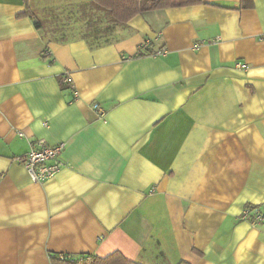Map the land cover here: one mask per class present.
I'll return each instance as SVG.
<instances>
[{
	"label": "crops",
	"instance_id": "0c3cea01",
	"mask_svg": "<svg viewBox=\"0 0 264 264\" xmlns=\"http://www.w3.org/2000/svg\"><path fill=\"white\" fill-rule=\"evenodd\" d=\"M37 139L65 143L44 182L17 159ZM249 205L264 216V0L126 24L94 0H0V264H264Z\"/></svg>",
	"mask_w": 264,
	"mask_h": 264
},
{
	"label": "trees",
	"instance_id": "16d2710c",
	"mask_svg": "<svg viewBox=\"0 0 264 264\" xmlns=\"http://www.w3.org/2000/svg\"><path fill=\"white\" fill-rule=\"evenodd\" d=\"M204 0H94V3L105 9L111 19L117 23L126 24L137 14L145 10H160L169 7L190 6L203 3ZM39 26L40 22L36 21ZM64 81V80H63ZM65 83V82H64ZM67 85V84H66ZM246 209H259L249 205ZM251 219V216L245 217ZM52 264H143L126 258L122 253L115 251L101 257L97 255L79 254L78 256H51ZM179 264H189L181 261Z\"/></svg>",
	"mask_w": 264,
	"mask_h": 264
},
{
	"label": "built area",
	"instance_id": "2783aa9c",
	"mask_svg": "<svg viewBox=\"0 0 264 264\" xmlns=\"http://www.w3.org/2000/svg\"><path fill=\"white\" fill-rule=\"evenodd\" d=\"M150 43V40H146L144 47H148ZM165 53V49H159L155 52H152L151 54L156 56ZM240 65L243 66L244 64ZM64 81L66 83L71 82V78L66 76ZM76 94L77 92L75 91L74 95L76 96ZM64 148V142L50 145L44 139H37L31 141L29 150H27L17 159L25 165L34 181L44 182L52 178L62 167L63 161L61 159V155L64 151ZM247 216H251V219L248 220L257 223L262 222L264 219V216L259 209H246L242 215V218L246 219L245 217Z\"/></svg>",
	"mask_w": 264,
	"mask_h": 264
}]
</instances>
